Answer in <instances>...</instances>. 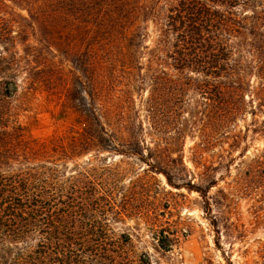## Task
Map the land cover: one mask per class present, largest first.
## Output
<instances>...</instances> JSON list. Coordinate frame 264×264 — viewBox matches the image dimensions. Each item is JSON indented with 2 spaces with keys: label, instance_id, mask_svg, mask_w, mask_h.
<instances>
[{
  "label": "trees",
  "instance_id": "16d2710c",
  "mask_svg": "<svg viewBox=\"0 0 264 264\" xmlns=\"http://www.w3.org/2000/svg\"><path fill=\"white\" fill-rule=\"evenodd\" d=\"M7 2L37 17L40 37L36 46L23 36L22 57L0 51V264H136L130 235L113 228L132 212L123 172L106 163L117 158L199 193L209 210V192L235 170L219 193H250L264 226V145L249 154L264 142V0ZM13 38L0 33V45ZM47 49L69 62L74 82L60 102L79 118L40 141L9 105L20 75L28 93L38 87L31 59ZM139 91L144 120L128 116L139 115ZM149 231L165 250L161 230Z\"/></svg>",
  "mask_w": 264,
  "mask_h": 264
},
{
  "label": "rangeland",
  "instance_id": "374dc122",
  "mask_svg": "<svg viewBox=\"0 0 264 264\" xmlns=\"http://www.w3.org/2000/svg\"><path fill=\"white\" fill-rule=\"evenodd\" d=\"M7 4L8 8L0 4V33L14 38L12 45L1 42L0 51L9 49L18 58L24 55L23 36H27L30 44L38 45L36 39L40 33L35 26L38 20L16 4ZM33 25L34 30L30 27ZM25 27L26 33H22ZM46 46L50 47L48 44ZM31 60L34 72L40 74L36 82L37 88H41L38 92L36 88L28 93L24 75H20L19 84L24 89L20 90L9 106L19 122L28 127L27 134L30 137L48 141L64 134L79 118L74 109L62 106L60 102L68 86L72 88L74 78L69 76V62L56 50L47 49L41 56ZM41 66H45L44 69ZM41 78H44L42 82L39 81ZM146 98L147 93L139 91L134 105L139 115L136 117L128 113L129 117L144 120L142 104ZM193 145L187 142L184 149L186 166L192 171L194 168L190 163L189 150ZM263 145L264 142L260 141L250 148V156L256 148L262 149ZM103 157L110 155L105 154ZM89 159L85 157L78 162L84 164ZM106 163L113 170L115 168L123 172L120 193L131 197L129 202L132 212L114 222L113 228L117 236L130 235L128 249L136 264H264V254L260 249V243L264 241V226L253 218L254 203L250 193L233 190L234 195L230 196L228 202L219 193L220 189L227 190L228 183L237 177L235 170L231 173V179H226V183L221 181L218 187L209 192V210L199 193L169 186L162 175L147 171L149 168L135 158H117ZM95 165L101 167L97 162ZM69 168H74V163L71 162ZM149 226L161 230L158 238L163 234L165 250L154 245Z\"/></svg>",
  "mask_w": 264,
  "mask_h": 264
}]
</instances>
